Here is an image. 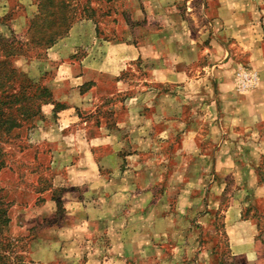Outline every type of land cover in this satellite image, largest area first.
<instances>
[{
  "label": "rangeland",
  "instance_id": "rangeland-1",
  "mask_svg": "<svg viewBox=\"0 0 264 264\" xmlns=\"http://www.w3.org/2000/svg\"><path fill=\"white\" fill-rule=\"evenodd\" d=\"M127 16L125 0H0V61H10L23 75L9 70L7 94L32 90L31 96L40 95L35 93L40 86L51 92L27 100L17 125L0 129V160L5 162L0 190L9 218L7 226H0V264H245L246 257L233 255L227 233V214L235 206L254 223L264 263V118L260 100L252 98L261 76L236 52L228 59V100L219 96L212 80L219 82L217 75L210 76L214 68L203 70L213 66L206 59L194 67L193 84L199 87L185 92L184 105L179 106L182 95L174 83L150 84L151 98L167 102V107H142L154 134H119L125 153L135 154L128 155L129 162L139 163L137 180L152 184L147 183L145 226L138 225L137 213L135 233L140 234L131 249L113 251L110 226L102 222L99 228L90 222L82 236L67 233L81 221L69 219L71 209H98L100 203L94 192L97 170L93 176L78 175V181L71 173L76 165H89L87 143L117 136L116 119L127 111L123 104L133 93H146L151 68L164 66L170 79L179 71L177 60H137L117 80L124 91L117 93L109 74L92 70L90 80L77 88L75 80L87 63L94 65L96 55L101 59L105 51V68L111 66V44L123 40ZM167 47L175 51L179 44ZM241 68L258 74L248 91L238 88ZM75 89L80 96L78 91L70 95ZM246 101L248 107L241 103ZM154 115L167 121L160 123L165 133L157 134ZM108 150L98 148L95 158ZM69 190H74L73 203L63 200Z\"/></svg>",
  "mask_w": 264,
  "mask_h": 264
},
{
  "label": "crops",
  "instance_id": "crops-1",
  "mask_svg": "<svg viewBox=\"0 0 264 264\" xmlns=\"http://www.w3.org/2000/svg\"><path fill=\"white\" fill-rule=\"evenodd\" d=\"M125 1L128 5V23L126 24L128 29L123 40L111 44L112 49H114L108 55L111 59V66L105 68V56H107L105 51L101 59L96 55V59L93 61L94 65L89 66L87 63L84 71L75 80L77 88L90 80L92 70L99 76L109 74L112 80L109 78L108 82L115 85L117 93L124 91L127 89L125 84L117 80L123 71L130 68L131 64L137 60H154V62H162V60L168 59L177 60L174 62L179 65V71L175 70L174 78L170 79L168 76L171 72L164 66L151 68L144 80L147 84V86L145 85L146 93L144 95L138 92L133 93L123 104L127 111L122 110L116 119L117 136H111L110 141L105 140L107 136H98L87 143L88 149L87 152L85 151V156L88 155L92 162L89 161L88 166L76 165L71 168V173L77 177V181L78 175L93 176L94 171L97 170L96 187L98 190L94 192L98 193L100 203L98 209L84 206L75 210L71 209L72 214H70L69 219L76 218L81 221L71 225L67 229V233L75 234L76 237L82 236L87 231L89 232L90 222H93L97 228L102 222L103 225L110 226L112 250L115 252L119 250L128 251L131 249V243L136 242V236L140 234L139 232L135 233L134 220L137 213L141 218L138 225L141 229L145 226L146 217L144 214L147 212L145 211L146 205L149 204L150 191L148 188L152 185H150L151 180L146 181L145 178L137 180L136 175L138 174L136 172L141 169H138L139 165L136 164L139 163L129 162L131 157L128 155L135 154L133 152L125 153L124 142L119 139V134L125 131L126 134L155 133L154 129L150 128L152 120L146 117L147 113H143L142 107H167V102L162 100V97L158 100L151 98L152 94L147 93L152 89L150 84L157 83V86H163L168 82L174 83L175 89L179 88V94L182 95V98H179V106L184 105L183 96H185V92L199 87V84H193L197 73L194 67L200 66L206 59H211L213 66H206L203 70L214 68L211 69L210 76L215 77L217 75L219 82L215 78L212 80L218 88L219 96L224 101L228 100L230 97L226 91L232 89V82L229 73L227 74L226 71L230 63L228 59L232 58L236 52L237 55L245 58L261 76L259 88L253 93L254 97L252 98L254 101L257 100L255 97L260 100L259 105L262 107L261 113L264 118V0ZM130 28L139 29L132 30ZM171 43L179 44L177 50H169L167 45ZM77 91L79 94V90L75 89L74 93L70 95L76 97ZM150 98L151 100H149ZM76 101L78 103L77 99ZM254 101L250 100L251 104ZM241 103L248 107V101ZM66 113L63 114L64 122H68L69 116H66ZM152 117L158 123L156 125L159 128H157V134L165 133L162 131L165 127L161 124H167V121H162L155 115ZM129 138L132 139L133 137L129 136ZM102 139L105 142H101ZM98 148L109 149L101 159H96L94 156V152ZM102 167L110 169L107 170L109 172L102 173ZM69 181L71 182V179ZM153 181L152 179V183ZM73 191L69 190L64 193L63 200L73 203L71 198ZM79 195L80 192L77 191L76 197ZM125 208L126 210L123 211L122 209ZM254 226L253 222L242 218L241 207L235 206L229 210L227 233L233 255L246 257L245 264H264L261 260L262 257L258 255ZM137 240L141 241L140 239Z\"/></svg>",
  "mask_w": 264,
  "mask_h": 264
},
{
  "label": "trees",
  "instance_id": "trees-1",
  "mask_svg": "<svg viewBox=\"0 0 264 264\" xmlns=\"http://www.w3.org/2000/svg\"><path fill=\"white\" fill-rule=\"evenodd\" d=\"M11 72L12 75H15L18 78L21 76L23 77L22 73H19L18 70L11 64L10 61L5 60V61H0V129L4 127L5 125L9 127L11 130L13 127H15L18 123V115L19 111H27V108L25 105V102L27 100H34L40 95H51V92L44 88V87H39L37 90H35V93H39L40 95H33L31 96L30 93H32V90H23L19 94L16 95H10L7 94L6 88H7V73ZM18 74V75H17ZM29 82V81H28ZM33 83V82H29ZM27 88V86H26ZM25 88V89H26ZM41 111V109H39ZM12 112V118L9 117L10 113ZM4 156L3 150L0 149V156ZM1 158V157H0ZM5 165V162L3 160H0V171L2 167ZM6 198L2 196V191L0 190V226L5 224L7 226L9 222V218L7 217V204H6Z\"/></svg>",
  "mask_w": 264,
  "mask_h": 264
},
{
  "label": "built area",
  "instance_id": "built-area-1",
  "mask_svg": "<svg viewBox=\"0 0 264 264\" xmlns=\"http://www.w3.org/2000/svg\"><path fill=\"white\" fill-rule=\"evenodd\" d=\"M258 74L241 68L237 74V84L240 91H248L254 87L258 82Z\"/></svg>",
  "mask_w": 264,
  "mask_h": 264
}]
</instances>
